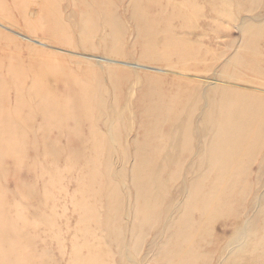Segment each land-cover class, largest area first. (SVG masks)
Returning a JSON list of instances; mask_svg holds the SVG:
<instances>
[{
  "label": "rangeland",
  "instance_id": "rangeland-1",
  "mask_svg": "<svg viewBox=\"0 0 264 264\" xmlns=\"http://www.w3.org/2000/svg\"><path fill=\"white\" fill-rule=\"evenodd\" d=\"M90 1L0 0V24L21 34L0 27V264H207L210 258H224L223 264L239 263L234 255L237 249L229 250V254L227 251V255L221 249L236 236L234 226L238 220L242 224L241 221L253 217L252 202L256 194L264 192V179H258L256 163L247 166L249 161L243 158L220 180L218 172L192 153L198 145L196 124L191 150L180 144L185 134L182 126L187 125L191 110L202 107L198 100L214 75L252 79V75L237 69L238 62L249 66L256 61L264 70V0ZM169 13L171 16H166ZM153 20L159 23L152 26ZM111 21L119 23V27ZM106 44L114 45H109V50ZM164 48H170V53ZM171 48H176V52ZM117 51L120 52L115 54ZM245 51H254L255 56L247 57ZM107 57L116 63L107 62ZM147 72H152V76ZM181 79L188 81L186 86L179 83ZM256 81L264 83V76ZM177 82L183 89L176 86ZM150 83L156 86L150 87ZM146 87L160 91L157 94ZM221 92L207 90L205 97L216 105ZM148 108L156 116L151 110L149 114ZM166 114H171L169 119L175 115L179 119H164ZM144 119L146 124L141 123ZM200 137L201 144L204 143L202 151L208 154L210 141ZM143 138H147L145 143L149 141L146 148ZM160 146H165L164 154ZM147 148L159 156L154 151L150 155ZM165 152L173 156L168 157ZM174 156L177 162L184 161L181 166L173 162ZM164 159L167 160L162 162ZM245 167L247 171L241 172ZM154 177L164 185L154 181ZM115 180L118 187L113 190ZM262 205L264 208V201ZM245 212L249 217L243 216ZM115 213L117 216H113ZM263 214L264 209L262 222L253 228L256 239L264 234ZM144 217H148L150 224ZM188 219L195 221L191 225ZM186 247L190 253L185 251ZM259 264H264V254Z\"/></svg>",
  "mask_w": 264,
  "mask_h": 264
},
{
  "label": "bare ground",
  "instance_id": "bare-ground-1",
  "mask_svg": "<svg viewBox=\"0 0 264 264\" xmlns=\"http://www.w3.org/2000/svg\"><path fill=\"white\" fill-rule=\"evenodd\" d=\"M90 1V0H89ZM94 1V0H93ZM102 1V0H101ZM137 1V0H136ZM150 1V0H149ZM155 2H156V0H154ZM251 1V0H250ZM91 2V1H90ZM107 2V0H105V3ZM154 2V3H155ZM246 2V1H245ZM96 3V5L97 6H99L98 4H97V2H95ZM102 3V2H101ZM104 3V4H105ZM108 3V2H107ZM143 3V2H142ZM149 4V3H148ZM150 4H151V2H150ZM249 4V3H248ZM252 4V3H251ZM91 5H93V4H91ZM138 5V4H137ZM140 5V4H139ZM143 5V4H142ZM134 6V5H133ZM132 6V7H133ZM149 7H150V5H148ZM196 6V5H195ZM96 7V6H95ZM106 7V6H105ZM104 7V8H105ZM129 7V6H128ZM131 7V6H130ZM135 7V6H134ZM159 7V6H158ZM250 7V6H249ZM96 8H98V7H96ZM96 8H95V10H96ZM148 8V7H147ZM198 8H200V6L199 7H197V10H198ZM92 9H94V6H93V8ZM194 9V8H193ZM196 9V8H195ZM194 9V11L196 12V10ZM99 10H102V9H99ZM134 10V9H133ZM146 10V9H145ZM148 10V9H147ZM136 11V10H135ZM138 12V11H137ZM149 12V11H148ZM198 12V11H197ZM196 12V13H197ZM135 14H136V12H134ZM154 13H156V12H154ZM162 13V11H160V15H162L161 14ZM184 13V12H183ZM231 13V12H230ZM139 14V13H138ZM149 14V13H148ZM157 14H159L158 12H157ZM173 14V13H172ZM158 16V18L159 17H161V16ZM166 15V14H165ZM168 15H170V13L169 14H167L166 16H168ZM176 14H174L173 15V17L175 16ZM184 15H186L185 13H184ZM164 16V15H163ZM171 16V15H170ZM170 16H169V19H170ZM138 17V16H137ZM134 18V17H133ZM136 18V17H135ZM134 18V19H135ZM149 18V17H148ZM158 18H156V19H154V20H157ZM164 18V17H163ZM163 18H161V20L163 19ZM137 19V18H136ZM150 19H153V18H150ZM167 19V18H166ZM172 19V18H171ZM107 20V19H106ZM105 20V18H104V21H106ZM153 20V21H154ZM165 20V19H164ZM173 20V19H172ZM103 21V24L105 23ZM146 21H148V19H146ZM158 21V20H157ZM163 21V20H162ZM167 21H169V20H167ZM108 22V21H107ZM112 23H115L116 21H111ZM155 22L156 21H154V23L152 24V26L153 25H155ZM170 22V21H169ZM109 24H110V20H109V22H108ZM121 23V22H120ZM151 23H152V21H151ZM157 23V22H156ZM159 23V22H158ZM157 23V24H158ZM164 23H166L165 21H164ZM97 24V23H96ZM100 24H101V22H100ZM108 24V25H109ZM118 25H119V23H117ZM116 23H115V25H117ZM121 24H123V23H121ZM147 24H149V23H147ZM161 24V23H160ZM114 25V24H113ZM117 25V27H119ZM140 25V24H139ZM264 24H262V26H263ZM98 26V25H97ZM110 27H112L111 25H109ZM148 26H151L150 24L148 25ZM0 27L1 28H3V29H5V30H10L11 32H13V33H15V35H19V36H21V34H19V33H17V32H15V31H13L12 29H10V28H8L7 26H4V25H2V24H0ZM156 27H158V25H156ZM160 27V26H159ZM254 27V26H253ZM261 27V26H260ZM121 28H123V30L125 29V27H124V24L122 25V27ZM149 28V27H148ZM250 28V27H249ZM262 28V27H261ZM112 29H114V28H111V31H113ZM118 30H120V29H118ZM144 30H145V28H144ZM4 31V30H3ZM244 31V30H243ZM248 31V30H247ZM252 31V30H251ZM114 32V31H113ZM5 33V32H4ZM6 33H7V31H6ZM121 33V32H120ZM124 33V31L122 32V34ZM262 33V35H263V32H261ZM260 33V34H261ZM112 34V33H111ZM111 34H110V36H111ZM115 34V33H114ZM157 34V33H156ZM167 35H169L170 34V32H167L166 33ZM8 35H9V33H8ZM113 35V34H112ZM116 35H117V33H116ZM172 35H173V33H172ZM176 35V34H175ZM257 35V34H256ZM174 36V35H173ZM113 37V36H112ZM112 37H109V38H111V40L113 39ZM153 37V36H152ZM164 37H166V36H164ZM169 37H171V36H168V38ZM261 37H263V36H261ZM115 38V37H114ZM156 38V37H155ZM167 38V39H168ZM172 38V37H171ZM170 38V39H171ZM174 38V37H173ZM157 39V38H156ZM159 39V38H158ZM165 39V42H166V38H164ZM163 39V40H164ZM105 41H106V38L104 39ZM172 40V39H171ZM104 41V42H105ZM117 41V40H116ZM149 41V40H148ZM161 41V40H160ZM159 41V42H160ZM103 42V43H104ZM113 42H114V40H113ZM152 42V41H151ZM171 42V41H170ZM173 42V41H172ZM175 42H177V39H176V41ZM110 43V42H109ZM153 43V42H152ZM155 43V42H154ZM178 43H179V41H178ZM119 44V43H118ZM117 44V45H118ZM146 44V43H145ZM163 44V43H162ZM168 44V43H167ZM170 45H171V43H169ZM168 44V45H169ZM174 44V43H173ZM172 44V45H173ZM175 44H177V43H175ZM106 45H108V46H106ZM105 46L106 47H108L109 48V45H110V47H111V45H112V47H113V45L114 44H106ZM163 45H166L165 43L163 44ZM149 46V45H148ZM167 46V45H166ZM119 47H120V45H119ZM172 47V46H171ZM181 47V46H180ZM117 48V47H116ZM143 48H145V47H143ZM152 48V47H151ZM150 48V49H151ZM154 48V47H153ZM152 48V49H153ZM158 48V47H157ZM157 48H156V50H157ZM173 48V47H172ZM171 48V49H172ZM111 48H109V50H110ZM115 49V48H114ZM165 49V51H166V53L168 52V54L170 53V48H169V51L168 50H166V48H164ZM179 49V48H178ZM181 49V48H180ZM179 49V51H177V52H179V53H181V50ZM107 50V49H106ZM163 49L161 48V51H162ZM172 50H175V52H176V48H174V49H172ZM184 50H186L185 48H184ZM188 50H190V49H188L187 48V51ZM143 51V50H142ZM153 51V50H152ZM247 51H248V49H247ZM251 51V50H250ZM255 51V50H254ZM254 51H252L251 53H247L246 51V56L247 57H253V56H255V53H254ZM108 52V51H107ZM111 52V51H110ZM120 51H117V52H115V54L116 53H119ZM154 52H156V51H154ZM157 52H159V51H157ZM164 52V51H163ZM183 52V51H182ZM186 52V51H185ZM242 52H243V50H242ZM264 52V51H263ZM113 53V52H112ZM145 53V52H144ZM159 53H161V52H159ZM179 53L178 54H176V55H179ZM109 54V53H108ZM123 54V53H122ZM121 54V56H123ZM150 54V53H149ZM154 54V53H153ZM152 54V55H153ZM156 54V53H155ZM158 54V53H157ZM156 54V55H157ZM163 54V53H162ZM182 54H184V53H182ZM187 54H189V53H187ZM186 54V55H187ZM258 54H262V53H258ZM111 55V54H110ZM144 55V54H143ZM148 54H146V56H147ZM159 55V54H158ZM164 55H166V54H163V56ZM172 56L174 55V52H173V54H171ZM112 56H113V54H112ZM111 56V57H112ZM116 56V55H115ZM148 56H150V55H148ZM163 56L161 57V58H163ZM170 56V55H169ZM262 56H264V55H262ZM109 57V56H108ZM108 57L106 58V61L107 62H111V63H116L115 62V60H109L108 59ZM144 57H145V55H144ZM159 57V58H160ZM180 57V56H179ZM183 57V56H182ZM113 58V57H112ZM112 58H110V59H112ZM123 58H125L124 56H123ZM150 58H152V56L150 57ZM165 58V57H164ZM91 59V58H90ZM121 59V58H120ZM147 60H149V57L147 58ZM257 60V59H256ZM146 61V60H145ZM252 63H251V65H249L248 66V64H246V66H242L244 63H241V62H238L237 64V66H238V68L237 69H241V70H243V72H247V73H245V74H247V76L248 75H252L253 76V78L252 79H244L245 77H237V76H227L226 78H224L223 76H220V75H214V78H211V80L214 82V83H212V81L205 87V92L208 90V92H210V90L211 91H213V92H217L218 90H222V92H221V98L219 99V104H216V105H214V103H213V100L211 99V98H206L205 97V92H204V94L200 97L201 98V100H198L199 101V103L201 104V103H203V105H202V107L201 108H199V107H195L196 109H194L193 111L191 110V115L190 114H188V115H190V118L187 120V122H186V120H184V122H186L187 123V125H185V127L184 126H182L183 128H185L184 129V131H185V134H184V136H183V138H181V144L180 145H183L182 147H186V148H188V149H190V147L192 146L191 144L195 141L194 140V138L192 137V135H194V132L193 131H195L194 129H196L195 127H193V124H196L197 125V127H198V131H197V133H195V135L196 136H198V139H197V142H198V145H197V143H196V145H197V151L195 150L194 152L192 151V153L194 154V156H197V157H199V158H201V161L203 162V163H205V164H209L210 166H211V169H212V171H215V172H218L219 173V175H221V177H220V180H222V179H224V176L225 175H229L230 173H231V171H232V165H234V169H235V163L237 164V162H239V161H242L241 159H243V158H247V160L249 161V164L247 165V166H251L252 164H254V163H256V165H257V177H258V179H261L262 178V180L264 179V83H260V82H257L256 80H262L263 79V76H264V70H262V68H261V66H258V65H260L259 63H256V61H251ZM233 63V62H232ZM248 63V62H247ZM227 65H228V63H227ZM116 66V65H115ZM232 66H234V65H232ZM112 67H114L113 65H112ZM143 68V67H142ZM221 70V69H220ZM223 71V70H222ZM234 71V70H233ZM148 73V72H147ZM146 73V74H147ZM152 73V72H151ZM151 73H148V74H150L149 76H152V74ZM222 73V72H221ZM124 74V73H123ZM127 74V73H126ZM145 74V76H147ZM154 74V73H153ZM161 74H163V73H161ZM217 74V73H216ZM156 75V74H155ZM159 75V74H158ZM124 76V75H123ZM154 76V75H153ZM162 76V75H161ZM148 77V76H147ZM157 77V76H156ZM164 77V76H163ZM126 77H124V79H125ZM144 78H146V77H144ZM251 78V77H250ZM100 79H102L101 77H100ZM124 79H122L123 81H124ZM149 80L151 79V81L153 80L151 77L150 78H148ZM159 79V78H158ZM157 80V79H156ZM162 80H163V78H162ZM148 81V80H147ZM144 82H145V80H144ZM144 82H142L143 84L142 85H144ZM154 82H155V79H154ZM218 82H224V83H227L225 86H219V84H218ZM264 82V81H263ZM97 83V82H96ZM146 83V82H145ZM148 83H149V81H148ZM152 83V82H151ZM151 83L149 84L150 85V87L152 86V87H154V86H156V85H151ZM179 83H181V84H183V85H187V83H188V81L186 80V79H181L180 81H179ZM178 82H177V85L176 86H178V88L180 87V86H182L181 87V89H183V85H178L179 84ZM137 84V83H136ZM135 84V85H136ZM157 85L159 84V83H156ZM233 85H243V86H245L244 88H239V87H235V86H233ZM96 86V85H95ZM147 86H148V84H147ZM174 86H175V84H174ZM184 86V87H185ZM97 87V86H96ZM101 87V86H100ZM134 87H136V86H134ZM150 87H146V89H150L151 90V88ZM175 88V87H174ZM177 88V91L179 90ZM98 89V88H97ZM160 89V88H159ZM102 90V89H101ZM135 90V89H134ZM133 90V91H134ZM140 90H143V89H139V91ZM149 90V91H150ZM153 90V92L154 93H157V92H159V91H156V90H154V89H152ZM151 90V91H152ZM176 90V89H175ZM96 91H98V90H96ZM137 91H138V89H137ZM177 91L175 92V93H177ZM162 92V91H161ZM179 92V91H178ZM131 93V92H130ZM133 93V92H132ZM148 93V91L145 93V94H147ZM150 93H152V92H149V94ZM163 93V92H162ZM158 94V93H157ZM136 95V94H135ZM152 95H154L153 93H152ZM174 95H176V94H174ZM149 96H151V95H149ZM177 96V95H176ZM58 97V96H57ZM56 97V98H57ZM146 98H147V95L145 96ZM55 98V97H54ZM138 98V97H137ZM150 98V97H149ZM148 98V99H149ZM59 99V98H58ZM134 99V98H133ZM135 99H136V97H135ZM150 99H153L152 97L150 98ZM149 99V100H150ZM50 100V99H49ZM129 100V99H128ZM174 100V99H173ZM172 100V101H173ZM177 100V99H176ZM51 101V100H50ZM49 101V102H50ZM57 101V100H56ZM59 101V100H58ZM133 101V100H132ZM170 101V100H169ZM171 101V102H172ZM178 101H179V99H178ZM43 102V101H42ZM144 102V101H143ZM147 102H148V100H147ZM51 103V102H50ZM126 103H127V101H126ZM140 103V102H139ZM169 103V102H168ZM173 103V102H172ZM59 104V103H58ZM116 104H117V102H116ZM152 104V103H151ZM167 104V103H166ZM179 104V103H178ZM182 104H183V102H182ZM185 105H186V103H184ZM44 105V104H43ZM42 105V106H43ZM51 105H53V104H51ZM131 105V104H130ZM129 105V106H130ZM132 105H133V102H132ZM153 105V104H152ZM158 105V104H157ZM157 105L155 106V107H157ZM170 104H168V106H169ZM192 105H193V103H192ZM45 106V105H44ZM56 106V105H55ZM105 106H106V103H105ZM113 105H111V107H112ZM114 106H115V104H114ZM124 106H125V104H124ZM172 106V105H171ZM174 106V105H173ZM172 106V107H173ZM182 106H184V105H182ZM48 107V106H47ZM132 107V106H131ZM143 107V106H142ZM152 107V106H151ZM151 107H149V108H151ZM155 107H153V108H155ZM172 107H170V108H172ZM175 107V106H174ZM173 107V108H174ZM186 107V106H185ZM191 107V106H190ZM193 107V106H192ZM115 108H116V106H115ZM122 108V107H121ZM146 108H147V106H146ZM147 109V112L149 113V111L152 109ZM166 107H164V109H165ZM157 109V108H156ZM162 109V108H161ZM160 109V110H161ZM168 109V108H167ZM226 110V112H224L225 110ZM110 110V109H109ZM143 110L145 111L146 109L145 108H143ZM149 110V111H148ZM158 110V109H157ZM163 110V109H162ZM185 110V109H184ZM128 111V110H127ZM131 111V110H130ZM152 111V110H151ZM164 111H166V109L164 110ZM168 111V110H167ZM102 112V111H101ZM114 112V111H113ZM160 112V111H159ZM189 112H190V110H189ZM196 112V113H195ZM122 113V112H121ZM128 113H130V112H128ZM151 113V112H150ZM149 113V114H150ZM152 113H154L153 111H152ZM151 113V114H152ZM162 113H163V111H162ZM166 113V112H165ZM183 113V112H182ZM77 114V113H76ZM118 114V113H117ZM131 114V113H130ZM141 114H143V112L141 111ZM148 114V115H149ZM193 114H195L194 115V118H193V120H192V116H193ZM105 115V114H104ZM128 115V114H127ZM127 115L126 116H124V117H126L127 118ZM132 115H133V113H132ZM131 115V116H132ZM158 115H160L159 113H158ZM162 115V114H161ZM160 115V116H161ZM164 115V114H163ZM167 115V114H166ZM165 115V116H166ZM171 115V114H170ZM169 115V116H170ZM72 116H74V117H72V119L73 118H75V115L73 114ZM79 117L80 115L78 114V115H76V117ZM113 116H115V114H113ZM146 116V115H145ZM145 116H143L144 118H145ZM149 116H151V115H149ZM148 116V117H149ZM154 116H156V114L154 113ZM153 116V117H154ZM159 116V117H160ZM169 116L167 115V117L166 118H164V116L162 117V119L161 120H164V119H167L168 118V120H171L172 118L174 119L175 118V121H177L179 118H177L176 119V117L174 116V117H172V118H170L169 119ZM181 116H183L182 114H181ZM180 115H179V117H181ZM81 117V116H80ZM80 117H79V121H80ZM143 117L141 118V119H143ZM147 117V118H148ZM152 117V116H151ZM151 117H149L150 119H151ZM117 118V117H116ZM131 118V117H130ZM164 118V119H163ZM188 118V117H187ZM186 118V119H187ZM112 119H114V118H112ZM125 119V118H124ZM156 119V118H155ZM184 119V118H183ZM182 119V120H183ZM130 120V119H129ZM128 120V123H130V121ZM145 120V119H144ZM143 120V121H144ZM157 120L159 121V119L157 118ZM111 121V120H110ZM141 121V120H140ZM140 121H139V123H140ZM143 121H141V123L142 124H146L145 122H146V120L143 122ZM151 121V120H150ZM156 121V120H155ZM154 121V122H155ZM78 122V121H77ZM126 122V121H125ZM183 122V123H184ZM75 123V122H74ZM78 123H80V122H78ZM156 123H158L159 124V122H156ZM142 124H140V126L142 125ZM148 124H149V122H148ZM151 124V123H150ZM155 124V123H154ZM153 123H152V125H154ZM157 124V125H158ZM112 125H113V123H112ZM184 125V124H183ZM133 126V125H132ZM147 126H151V125H147ZM125 128H126V124H125ZM142 128V127H141ZM144 128V127H143ZM154 128L156 129V127H153V130H154ZM145 129V128H144ZM147 129V128H146ZM145 129V130H146ZM150 129H152V128H150ZM177 129H179V128H177ZM143 130V129H142ZM145 130H143L144 131V133H145ZM149 130V129H148ZM156 131H159L158 130V128H157V130ZM127 132V131H126ZM153 132V131H152ZM152 132L150 131V133L152 134ZM122 133V132H121ZM143 133V132H142ZM154 133H156L155 131H154ZM158 133V132H157ZM138 134V133H137ZM148 134V133H147ZM147 134H146V137H147ZM149 135V134H148ZM155 134H153V136H154ZM150 136V135H149ZM152 136V137H153ZM200 136H204V138L206 139V140H209L210 141V147H209V150L207 151L208 152V154H205V152H203L202 151V148L204 147V143L203 144H201V142H200ZM119 137H121V136H119ZM125 137V136H124ZM140 137V136H139ZM155 137V136H154ZM160 137V136H159ZM175 137H177V135L175 136ZM200 137V138H199ZM148 139H149V137H147ZM147 138H143V139H145L144 140V144H145V148L147 147V145H148V142L147 143H145V141H146V139ZM158 139V137H155V139ZM174 138V137H173ZM119 139V138H118ZM118 139H117V141H118ZM124 139V138H123ZM127 139V138H126ZM125 139V140H126ZM153 139V138H152ZM176 139V138H175ZM121 139H119V141H120ZM130 140V139H129ZM132 140V139H131ZM154 140V139H153ZM161 140H163V139H161ZM122 141V140H121ZM121 141H120V143H121ZM135 144H136V138H135ZM151 142H152V140H150ZM173 141V140H172ZM127 142V141H126ZM154 142V141H153ZM156 142V141H155ZM155 142H154V145H155ZM158 142H159V140H158ZM163 142V141H162ZM128 143V142H127ZM141 143V142H140ZM161 143V141L159 142V144ZM166 143V142H165ZM173 143V142H172ZM118 144H119V142H118ZM131 144V143H130ZM142 144V143H141ZM147 144V145H146ZM151 144V143H150ZM158 144V143H157ZM156 144V145H157ZM159 144H158V146H159ZM174 144V143H173ZM143 145V144H142ZM151 145H153V144H151ZM167 145V144H166ZM176 145H177V143H176ZM191 145V146H190ZM195 145V146H196ZM141 145L139 144V142H138V147H140ZM150 146V145H149ZM173 145H170V147H172ZM151 147V146H150ZM163 148L162 149H165L164 147L165 146H162ZM143 148V147H142ZM142 148H140V149H142ZM144 148V149H145ZM154 148H156V146L154 147ZM160 148V150H161V154L163 153L162 151V149H161V146L159 147ZM167 148V147H166ZM175 148H176V146H175ZM132 149V148H131ZM148 149V148H147ZM150 149V148H149ZM148 149V150H149ZM152 149V148H151ZM150 149V150H151ZM170 149V148H169ZM172 149V148H171ZM170 149V150H171ZM149 150V151H150ZM156 150H157V148H156ZM167 150V149H166ZM170 150H168L169 152H171ZM174 150H176V149H174ZM174 150H173V153H175L174 152ZM180 150V149H179ZM183 150H185V149H183ZM187 150V149H186ZM191 150V149H190ZM142 151H143V149H142ZM145 151V150H144ZM152 151H154V150H151L149 153H150V155H152ZM159 151V150H158ZM188 151V150H187ZM148 151L146 150V152H145V154L147 153ZM152 152V153H151ZM155 153H156V151H154ZM166 153V154H169L168 155V157H172L173 155L171 154V153ZM154 153V154H155ZM158 153V152H157ZM156 153V154H157ZM160 153V152H159ZM155 154V155H156ZM164 154V153H163ZM170 154H171V156H170ZM179 154V153H178ZM190 154V153H189ZM158 156H159V154H157ZM175 155V154H174ZM181 155V154H180ZM179 155V156H180ZM163 156V155H162ZM176 156V155H175ZM174 156V159H173V162L175 161V163H177V164H179L180 166H181V164L180 163H183L184 161H179V162H177L176 160H175V158H177V157H175ZM192 156V155H191ZM155 157V156H154ZM166 157V156H165ZM165 157H163V158H165ZM121 158V157H120ZM149 158H151V156L149 157ZM162 158V159H163ZM167 158V157H166ZM186 158V157H185ZM188 158V157H187ZM186 158V159H187ZM146 159V158H145ZM144 159V160H145ZM170 159V158H169ZM194 159V158H193ZM167 159H164V160H162V162L163 161H166ZM169 161V160H168ZM191 161V160H190ZM146 162V161H145ZM172 162V161H171ZM227 162V164H225ZM150 163V162H149ZM148 163V164H149ZM150 164H152V161H151V163ZM162 164V163H161ZM170 164V163H169ZM188 164V163H187ZM160 165V164H159ZM174 165H176V164H174ZM186 165V164H185ZM218 165H220L219 166V168H218ZM150 166V165H149ZM162 166V165H161ZM171 166H172V164H171ZM183 166V165H182ZM148 167V166H147ZM163 167V166H162ZM161 167V168H162ZM169 167V166H168ZM179 167V166H178ZM194 167V166H193ZM155 168H158V167H156L155 166ZM167 168V167H166ZM166 168H165V171H166ZM172 168V167H171ZM170 168V169H171ZM176 168H177V166H176ZM175 168V169H176ZM180 168V167H179ZM139 170V169H138ZM168 170V169H167ZM172 170V169H171ZM171 170H170V172H171ZM177 170V169H176ZM143 171V170H142ZM155 171H157V169L155 170ZM158 171H160L159 169H158ZM162 171V170H161ZM244 171H247V169H246V167L243 169V170H241V172H244ZM99 172V171H98ZM115 172V171H114ZM127 172V171H126ZM147 173V175H148V171H146ZM152 172H153V170H152ZM174 172H175V170H174ZM182 172V171H181ZM203 172H205V171H203ZM203 172H202V174H203ZM129 173V172H128ZM155 173V172H154ZM154 173H153V175H154ZM162 173V172H161ZM96 174V173H95ZM141 174V173H140ZM139 174V175H140ZM145 174V175H146ZM157 174H160V173H157ZM165 174V173H164ZM167 174V173H166ZM165 174V175H166ZM184 174H186V173H184ZM107 175H109L108 173H107ZM131 175H132V173H131ZM149 175H150V173H149ZM156 175V174H155ZM162 175V174H161ZM170 175H172V173H170ZM183 175V174H182ZM98 176H99V174H98ZM167 176V175H166ZM185 176V175H184ZM183 176V177H184ZM188 176V175H187ZM204 176H206V173H205V175ZM116 177H117V175H116ZM145 177V176H144ZM148 177H150V176H148ZM155 177H158L159 179H160V175H156ZM154 177V181H158V182H160V183H162L163 184V182L162 181H159V180H156V178ZM168 177H170V176H168ZM172 177H173V175H172ZM201 177H203V176H201ZM234 177V176H233ZM232 177V178H233ZM102 178V177H101ZM145 178H147V177H145ZM163 178V177H162ZM181 178V177H180ZM188 178V177H187ZM208 178V177H207ZM107 179H108V176H107ZM131 179V178H130ZM132 179H133V176H132ZM149 179V178H148ZM170 179V178H169ZM177 179V178H176ZM175 179V183H176V180ZM183 179V178H182ZM109 180H112L113 181V179H110V177H109ZM144 180H146V179H144ZM151 180H153V179H151ZM162 180V179H161ZM167 180V179H166ZM171 180V179H170ZM187 180V179H186ZM148 181V180H147ZM203 181V180H202ZM218 181H219V179H218ZM228 181V180H227ZM236 181V180H235ZM234 181V182H235ZM119 182V181H118ZM167 182V181H166ZM205 182V181H204ZM212 182H214V181H212ZM263 182V181H262ZM110 183H111V181H110ZM115 183H116V180H115ZM164 183H165V179H164ZM153 184H154V182H153ZM181 184V183H180ZM183 184V183H182ZM204 184V183H203ZM157 185H158V183H157ZM164 185V184H163ZM162 185V186H163ZM210 185H211V183H210ZM225 185V184H224ZM112 186V185H111ZM114 186H116V187H118L117 186V183H116V185L114 184L113 185V187ZM168 186H170V182H169V185ZM173 186L174 185H172V188H173ZM181 186V185H180ZM198 186V185H197ZM197 186H195V187H197ZM207 186V185H206ZM216 186V185H215ZM110 187V186H109ZM116 187H114L113 188V190L116 188ZM158 186H156L155 188H157ZM171 187V186H170ZM178 187V186H177ZM186 186L184 185V188H185ZM199 187V186H198ZM253 186H251V188H252ZM135 188V187H134ZM169 188V187H168ZM222 188H224V187H222ZM117 189V188H116ZM142 189V188H141ZM163 189H164V187H163ZM188 189V188H187ZM186 189V190H187ZM202 189H203V185H202ZM201 189V190H202ZM111 190H112V188H111ZM135 190V189H134ZM146 190V189H145ZM172 189H170V191H171ZM176 190V189H175ZM174 190V191H175ZM201 190H199V191H201ZM254 190V189H253ZM252 190V191H253ZM154 191V190H153ZM152 191V192H153ZM156 191H158V188H157V190ZM162 191V190H161ZM167 191V190H166ZM195 191V190H194ZM256 191V190H255ZM258 191V190H257ZM130 192V191H129ZM184 192V191H183ZM190 192H192V191H190ZM212 192V194H213V191H211ZM263 191H261V194H256L255 195V197H254V199H253V202H252V211H253V217L251 218V219H249V218H247V217H249V216H247V214H248V212L246 213V215L245 214H243V216H245L247 219H245L244 221H241L242 222V224L239 222V220H238V222H237V225L235 224V226H234V232L236 233V236L234 237V239L232 240V241H230V242H226L225 243V245H223L222 246V249H221V252H222V254H226V252L228 251V254H229V250H231V252H232V249H237V250H235V252H234V255H236V258L239 260V263H237V264H251V262L250 261H252V260H254V261H252V262H254L255 263V261H258V263L256 262L255 264H259L260 263V261H261V259H262V257H263V254H264V234L261 236V238L260 239H256L257 238V236H256V233H255V231H254V229H256L257 227H256V225L258 224V222L259 223H261L262 222V220H261V216H262V212H263V205H262V201H264V192L262 193ZM114 193V192H113ZM154 193H156V192H154ZM157 193H159V191L157 192ZM157 193H156V195H157ZM181 193V192H180ZM219 193V192H218ZM111 194V193H110ZM126 194V193H125ZM159 194H161V193H159ZM192 194V193H191ZM199 194V193H198ZM209 194V193H208ZM249 194H250V192H249ZM116 195H117V193H116ZM190 195V194H189ZM200 195V194H199ZM215 195V194H214ZM113 196V195H112ZM118 196V195H117ZM116 196V197H117ZM191 196H195V194H193V195H191ZM191 196H189V198L191 197ZM197 196V195H196ZM203 196V195H202ZM206 196V195H205ZM209 196V195H208ZM152 197H153V195H152ZM179 197V196H178ZM177 197V198H178ZM183 197V196H182ZM210 197H211V195H210ZM213 197V196H212ZM115 198V197H114ZM148 197H146V199H147ZM160 198H163V197H160ZM183 198H185V197H183ZM192 198H194V197H192ZM209 198V197H208ZM253 198V197H252ZM115 199H117V198H115ZM154 199V198H153ZM179 199H180V197H179ZM202 199H204V198H202ZM207 199V198H206ZM219 199V198H218ZM126 200V199H125ZM164 200V199H163ZM176 200V199H175ZM174 200V201H175ZM197 200H199V198L197 199ZM209 200V199H208ZM211 200V199H210ZM215 200V199H214ZM117 201V200H116ZM140 201V200H139ZM143 201V200H142ZM157 201H159L158 200V198H157V200H156V203H157ZM161 201V200H160ZM190 201H192V200H190ZM195 201V200H194ZM193 201V202H194ZM201 201V200H200ZM246 201H247V199H246ZM115 202V201H114ZM113 202V203H114ZM153 201H151V203H152ZM179 202V201H178ZM196 202H198V201H196ZM205 202H207V201H205ZM205 202L203 203L204 205H205ZM119 203H120V201H119ZM142 203V202H141ZM150 203V202H149ZM163 203V202H162ZM181 203V202H180ZM185 203V202H184ZM192 203V202H191ZM201 203V202H200ZM211 203V202H210ZM140 204V203H139ZM168 204H170V203H168ZM195 204V203H194ZM193 204V205H194ZM198 204V203H197ZM213 204V203H212ZM224 204V203H223ZM246 204V203H245ZM112 205H114V204H112ZM122 205V204H121ZM136 205V204H135ZM153 205V204H152ZM156 205V204H155ZM173 205V204H172ZM229 205H231V204H229ZM118 205H115V208L117 207ZM195 206H196V204H195ZM198 206V205H197ZM121 207V206H120ZM165 207H170L171 208V206H166L165 205ZM179 207V206H178ZM181 207H182V205H181ZM192 207V206H191ZM190 207V208H191ZM216 207V206H215ZM170 208H169V210H170ZM184 208V207H183ZM188 208H189V206H188ZM195 208V207H194ZM198 208V207H197ZM246 208H247V206H246ZM118 209V208H117ZM153 209V208H152ZM187 209V208H186ZM186 209H183L184 211L186 210ZM199 209V208H198ZM208 209V208H207ZM220 209V208H219ZM115 210V209H114ZM119 210V209H118ZM146 209H144V211H145ZM149 210V209H148ZM167 210H168V208H167ZM169 210H168V212H169ZM188 210H190V209H188ZM113 211V210H112ZM192 211H197V210H195V209H193ZM199 211V210H198ZM118 212V211H117ZM116 212V213H117ZM121 212V211H120ZM143 212V211H142ZM183 212V211H182ZM191 212V211H190ZM189 212V213H190ZM200 212V211H199ZM116 213L115 214H113V216L114 215H116ZM144 213V212H143ZM150 213V212H149ZM148 213V211H147V215L149 214ZM152 213H153V211H152ZM181 213V212H180ZM185 213H186V211H185ZM185 213H183V214H185ZM194 213V212H193ZM183 214H179L180 216L181 215H183ZM222 214V213H221ZM144 215H145V213H144ZM143 215V216H144ZM151 214H149L148 216H150ZM242 215V214H241ZM264 215V214H263ZM117 216V215H116ZM142 216V217H143ZM154 216H156V215H154ZM179 216V217H180ZM192 216H195V215H192ZM242 216V217H243ZM137 217V216H136ZM191 217V216H190ZM210 217V216H209ZM220 217V216H219ZM144 218H146L147 219V222H148V217H144ZM169 218V217H168ZM182 218V217H181ZM189 218V217H188ZM145 219V220H146ZM149 219H151L150 217H149ZM167 219V218H166ZM177 219V218H176ZM176 219H174V221H176ZM187 218L186 217H184V221H187L186 220ZM138 220V219H137ZM179 220V219H178ZM194 220V219H193ZM192 219L191 220H189L188 219V222H190V224L192 223L193 224V221ZM209 220V219H208ZM243 220V219H242ZM195 221V220H194ZM237 221V220H236ZM173 222V221H172ZM178 222V221H177ZM214 222V221H213ZM149 223V222H148ZM153 223V222H152ZM155 223V222H154ZM176 223V222H175ZM195 223H197V221L196 222H194V224ZM201 223V222H200ZM205 223V222H204ZM203 223V224H204ZM150 224V223H149ZM173 224H174V222H173ZM189 224V223H188ZM191 224V225H192ZM202 224V223H201ZM186 225V224H185ZM184 225V226H185ZM190 225V226H191ZM199 225V224H198ZM208 225V224H207ZM213 226H214V224H212ZM260 225V224H259ZM164 226H165V224H164ZM174 226V225H173ZM180 226V225H179ZM190 226H186V228H189ZM183 227V226H182ZM254 228V229H253ZM207 229V228H206ZM210 229V228H209ZM212 229V228H211ZM213 229H214V227H213ZM212 229V230H213ZM119 230H121V229H119ZM177 230H178V227H177ZM182 230V229H181ZM184 231L186 230V229H183ZM198 230H199V228H198ZM204 230V229H203ZM202 230V231H203ZM215 230V229H214ZM190 231H192V228H191V230ZM201 231V232H202ZM119 232V231H118ZM139 232V231H138ZM188 232V231H187ZM194 232V231H193ZM210 232H211V230H210ZM256 232H257V230H256ZM117 233V232H116ZM179 233H181V232H179ZM206 233V232H205ZM261 233V232H260ZM140 234V233H139ZM184 234V233H183ZM183 234L181 233V235L183 236ZM188 234V233H187ZM126 235H127V233H126ZM125 235V236H126ZM141 235V234H140ZM189 235H191V234H189ZM194 235H195V233H194ZM160 236H161V234H160ZM187 236V235H186ZM191 236H193V235H191ZM120 237V236H119ZM160 239H161V237H159ZM180 238H182V237H180ZM180 238H178V239H180ZM193 238H195V237H193ZM200 238V237H199ZM185 240V239H184ZM187 240V239H186ZM179 241V240H178ZM182 241V240H181ZM193 241V240H192ZM194 241H195V239H194ZM193 241V242H194ZM175 242V241H174ZM128 243V242H127ZM183 243V242H182ZM186 243H188V242H186ZM195 243V242H194ZM199 243V242H198ZM204 243V242H203ZM211 243V242H210ZM163 244H165V243H163ZM162 244V245H163ZM167 244V243H166ZM190 244L192 245V243L190 242ZM189 244V245H190ZM206 244V243H205ZM124 245V244H123ZM127 245V244H126ZM176 245V244H175ZM187 245V244H186ZM212 245V244H211ZM166 246V245H165ZM157 247V246H156ZM160 247V246H159ZM191 247V246H190ZM124 248H125V246H124ZM128 248V247H127ZM162 249H163V247H161ZM160 248V249H161ZM166 248V247H165ZM182 248V247H181ZM192 248V247H191ZM202 248V247H201ZM219 248V247H218ZM174 249V248H173ZM172 249V250H173ZM186 249H187V247H186ZM194 249V248H193ZM128 251H129V249H127ZM158 250V249H157ZM188 250L189 249H187V250H185V251H187L188 252ZM191 250V249H190ZM160 251V250H159ZM183 251H184V249H183ZM184 251V252H185ZM192 251V250H191ZM198 250H196V252H197ZM130 252V251H129ZM129 252H127V254L129 253ZM168 252V251H167ZM186 252V253H187ZM124 253H125V251H124ZM170 253H172V251L170 252ZM188 253H190V252H188ZM216 253H217V251H216ZM158 254H160V253H158ZM166 254V253H165ZM177 254V253H176ZM196 254V253H195ZM207 254V253H206ZM211 255H212V253H210ZM189 255V254H188ZM214 255V254H213ZM218 255V254H217ZM216 255V256H217ZM227 255V254H226ZM232 255H233V253H232ZM128 256V255H127ZM126 256V257H127ZM186 256V255H185ZM196 256V255H195ZM229 256V255H228ZM207 257V256H206ZM209 257H210V255H209ZM222 257V256H221ZM226 257V256H225ZM230 257V256H229ZM189 258H191V257H189ZM234 258H235V256H234ZM234 258H233V262H234ZM126 259V258H125ZM133 259V258H132ZM220 259V260H219ZM222 259H223V261H224V258H218V259H216V260H213L212 258H210V260L208 261V263L209 264H223L222 262ZM228 259H230V258H228ZM232 259V258H231ZM130 261H131V259H130ZM189 261H190V259H189ZM206 261V259H204V262ZM222 261V262H221ZM126 262V261H125ZM182 262H186V261H182ZM181 262V263H182ZM192 263V262H191ZM207 263V264H208ZM231 263V262H230ZM235 263V262H234ZM253 263V264H254ZM183 264V263H182ZM189 264V263H188ZM224 264H228L227 262H224Z\"/></svg>",
  "mask_w": 264,
  "mask_h": 264
}]
</instances>
